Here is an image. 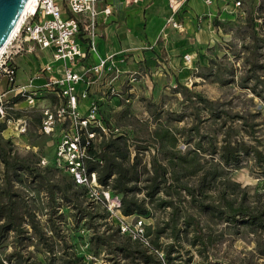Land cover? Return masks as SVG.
Here are the masks:
<instances>
[{
  "label": "rangeland",
  "instance_id": "rangeland-1",
  "mask_svg": "<svg viewBox=\"0 0 264 264\" xmlns=\"http://www.w3.org/2000/svg\"><path fill=\"white\" fill-rule=\"evenodd\" d=\"M221 1L222 9L218 14L223 15L219 19L212 17L210 30L201 31L199 27L202 26L198 25L192 34L190 48L195 57L191 62H182L188 49L181 48L172 56L163 48L162 51H151L148 56L141 53L136 57H125L124 62L115 66V70L124 71L110 74L118 75L112 84L119 96L108 95V100L101 104L103 116L112 122L114 128L123 130L133 152L140 148L138 154L147 169L152 159L161 162L162 141L154 138L155 130L161 135L168 132L171 139L168 145L176 143L175 149L184 154L193 150L197 143L207 147L215 141L219 145L224 130L229 128L228 139L233 143L244 142L264 154V0H240V5H236L237 0ZM173 37L179 39L180 36ZM144 50L149 51V48ZM20 65L21 74L26 77L30 67L25 63ZM130 74L135 77L131 82L127 79ZM34 115L39 116L38 113ZM59 136V131L51 136L39 133L34 119L25 135L17 137L11 129L5 133L15 154H33L36 160L45 159L46 164H40L37 170L45 182L49 179L54 183L66 177L65 171L57 169L52 175L41 168L53 164ZM26 145L30 149H26ZM202 156L210 159L207 153H198L197 157ZM192 157V154L187 156L188 159ZM2 170L0 163V173ZM225 170L217 182L228 180L230 197L244 194L252 206L263 200L264 167L255 163L252 155L243 157L239 167ZM186 178L189 184H195L193 176ZM221 187L216 183L214 189L206 190L205 194L210 197L202 196V199L217 205V191ZM98 196L100 199L93 203L94 211L104 214L106 208V219H75L71 205L56 200L60 205L58 214L66 222L67 240L86 264H130L116 253L118 239L114 236V227L117 226L114 222L123 221L128 232H134L135 224L141 221L151 245L160 252L171 241L165 234L169 233L166 221L170 208H162L154 202L157 205H150L148 216L112 218L107 201L102 194ZM142 196V193L138 194V197ZM159 196L169 198L165 193ZM173 197L175 204L182 208L181 214L193 215L200 222L202 231L216 239V245L199 254L183 238L180 257L177 260L165 258L163 264H264V256L258 253L257 245V242L264 244V235L256 227L228 224L217 212L212 215L196 208L197 199L191 202L189 196L183 195L185 202L177 203L176 196ZM110 198L115 207L119 195ZM40 217L44 220L46 215ZM179 221L181 227L182 219ZM98 236H108L109 239L104 242ZM187 236L191 237V233ZM185 250H189V254Z\"/></svg>",
  "mask_w": 264,
  "mask_h": 264
},
{
  "label": "trees",
  "instance_id": "trees-1",
  "mask_svg": "<svg viewBox=\"0 0 264 264\" xmlns=\"http://www.w3.org/2000/svg\"><path fill=\"white\" fill-rule=\"evenodd\" d=\"M100 112L112 130L113 124L104 118L103 108ZM34 114L31 121L34 119L38 126L39 116ZM167 133L161 135L155 130L154 138L162 141L161 162L152 159L148 169L142 164L139 147L131 158L132 144L125 138V134H111L107 138L103 137L97 146L90 144L87 147L90 158L86 161L88 170L97 173L98 183L104 187L109 186L111 196L119 195L122 215L148 216L150 205H157L154 202H158L162 208H170L169 219L166 221L169 233H163L171 241L162 248L163 260H177L180 257L183 238L199 254L216 245V239L202 231L200 222L193 215L181 214L182 208L175 204L174 195L177 203L185 202L183 195L189 196L191 202L198 200L196 208L200 211L212 215L217 212L228 224L253 226L264 235V198L252 206L244 194L237 198L229 196L231 189L228 180L217 182L227 171L225 169L239 167L243 157L249 155L253 156L255 163L264 167V154L244 142L233 143L228 139L229 128L224 130L219 145L215 141L207 147L197 143L193 150H187L184 154L175 149L176 143L174 146L168 145L171 139ZM198 153H207L210 159L197 157ZM190 154L193 157L188 159ZM34 157L33 154H15L11 140L0 134V163L3 165L0 173V264H86L67 240L64 229L66 222L58 214L60 205L56 200L71 205L75 211L74 218L79 220L106 219L108 212L106 208L104 214L94 211V202L88 198L86 188L76 186L67 172L66 177L56 183L49 179L45 182L44 176L37 170L41 167V158L36 160ZM41 169L53 175L60 168L56 167L53 159L51 166ZM187 176H193L195 184H189ZM216 183L222 187L217 191L218 204L214 205L205 202L202 196L210 197L205 194L206 190L214 189ZM141 193L143 196L138 197ZM161 193L169 198H161ZM41 215H46V218L41 220ZM179 219H182V228ZM161 233L158 232L159 235ZM188 233H191L189 238ZM114 236L118 239L116 253L128 263L163 264L138 240L120 233L118 226L114 227ZM98 239L105 242L109 237L98 236ZM257 245L258 253L264 256V244L257 242ZM185 252L189 254V250Z\"/></svg>",
  "mask_w": 264,
  "mask_h": 264
},
{
  "label": "built area",
  "instance_id": "built-area-1",
  "mask_svg": "<svg viewBox=\"0 0 264 264\" xmlns=\"http://www.w3.org/2000/svg\"><path fill=\"white\" fill-rule=\"evenodd\" d=\"M139 1L121 0L125 6ZM188 1L167 0L169 15L165 27L183 30L177 15ZM205 2L210 4L211 0ZM240 4L237 0L236 5ZM111 13L108 0H27L16 27L0 50V134L6 138L5 133L11 129L17 137L25 135L32 115L38 113L39 133L51 136L60 132L53 157L56 167L67 172L76 186L85 187L93 202L102 194L112 218H123L119 203L112 206L109 186L100 185L97 173L86 165L90 144L97 146L103 137L124 134L121 128L112 126L111 130L100 112L108 95L119 96L112 84L118 75H110L117 70L112 56H98L95 64L83 65L81 72L77 69L88 54H97L98 17L106 19ZM45 50L50 53L51 62L41 64L26 82L19 83L17 59ZM184 59L190 62L191 56L186 54ZM38 79L42 83L34 84ZM127 79L131 82L135 77L130 74ZM25 147L30 149L29 145ZM130 153L132 158L135 152L130 149ZM40 164L45 165V159ZM114 223L120 233L138 240L163 263V253L153 248L141 221L135 224L134 232H128L123 221Z\"/></svg>",
  "mask_w": 264,
  "mask_h": 264
},
{
  "label": "crops",
  "instance_id": "crops-1",
  "mask_svg": "<svg viewBox=\"0 0 264 264\" xmlns=\"http://www.w3.org/2000/svg\"><path fill=\"white\" fill-rule=\"evenodd\" d=\"M108 2L112 5V13L106 19H103V16L98 17L97 54H88L86 59L79 63L77 69L80 72L85 65L95 64L98 56H112L114 65L118 66L119 63L124 62L125 57H136L141 53L148 56L151 51H162L163 48L172 56L179 53L181 48L188 49L182 56V62L189 63L184 59V55L191 56V61L195 57V52L190 46L196 26L201 25V29L199 27L201 31L210 30L212 17L216 16L219 19L223 15L218 14L222 9L221 0H211L210 4H207L205 0H189L177 15L183 23V30L178 31L164 26L169 15L167 0H140L137 4L130 6H125L121 0H108ZM175 35L180 36L179 39H174ZM146 48H149V51L144 50ZM48 62H51V56L47 50L19 57L17 59L18 82H26L29 74H32L41 64ZM21 63L30 67L26 77L21 74ZM42 79L35 80L34 84L42 83ZM103 87L105 86H101V89ZM96 89L98 88L95 87L94 90Z\"/></svg>",
  "mask_w": 264,
  "mask_h": 264
},
{
  "label": "water",
  "instance_id": "water-1",
  "mask_svg": "<svg viewBox=\"0 0 264 264\" xmlns=\"http://www.w3.org/2000/svg\"><path fill=\"white\" fill-rule=\"evenodd\" d=\"M27 0H0V50L16 27Z\"/></svg>",
  "mask_w": 264,
  "mask_h": 264
},
{
  "label": "bare ground",
  "instance_id": "bare-ground-1",
  "mask_svg": "<svg viewBox=\"0 0 264 264\" xmlns=\"http://www.w3.org/2000/svg\"><path fill=\"white\" fill-rule=\"evenodd\" d=\"M114 206V205H113Z\"/></svg>",
  "mask_w": 264,
  "mask_h": 264
}]
</instances>
